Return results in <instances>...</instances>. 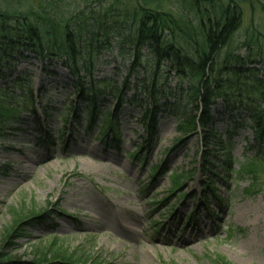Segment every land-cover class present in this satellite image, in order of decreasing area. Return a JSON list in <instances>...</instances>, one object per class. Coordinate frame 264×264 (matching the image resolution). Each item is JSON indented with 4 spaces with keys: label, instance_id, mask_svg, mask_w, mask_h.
<instances>
[{
    "label": "rangeland",
    "instance_id": "1",
    "mask_svg": "<svg viewBox=\"0 0 264 264\" xmlns=\"http://www.w3.org/2000/svg\"><path fill=\"white\" fill-rule=\"evenodd\" d=\"M0 3L24 15L47 14L61 25L76 22L81 10L89 14V6L99 9L111 4L109 0ZM136 3L120 0L117 5L122 8ZM162 5L164 11L187 15L180 3L166 0ZM263 7L264 0L241 4L238 29L215 58L220 65L225 60L227 67L241 71L244 79L250 69L264 73ZM101 32L99 37L83 33L74 41L79 54L85 59L91 55L95 63L93 74L82 73L81 81L89 82L92 76L94 81H110L105 88L109 102L102 103L101 111L114 110L118 140L100 137L99 120L86 125V111H80L85 103L74 89L79 79L62 60L42 62L25 53L27 59L18 64L25 72L24 85L36 98L35 107L42 100L54 110L48 111L46 120L39 110L23 112L21 124L0 141V252L29 262L38 249L44 250L56 239L51 250L73 253L75 259L87 258L70 264H218L213 261L216 256L228 264H264V168L250 158L256 143L246 110L237 104L227 107L222 99L211 106L216 130L224 137L225 131L234 128L229 116L238 123L245 119L247 125L232 138L230 163L221 157L223 167L215 168L218 176H201L200 138L191 133L173 142L181 135L177 117L169 112L157 115L156 134L151 142L143 143L147 134L141 111L150 104L146 94L156 87L160 104L168 102L183 109L188 103V78L177 77L166 60L160 65L161 77L149 76L152 63L148 50L142 48L136 61L132 46L123 43L132 34L129 29H113L108 35ZM221 73L228 76V71ZM125 79L126 101L117 106L109 90ZM133 94L141 103L128 100ZM72 108L77 121L72 118ZM186 109L194 112L193 104L188 103ZM62 116H68V122L64 123ZM41 120L45 124H40ZM137 148H142L138 156L134 155ZM248 164L257 169L241 171ZM154 166L159 169L152 173ZM180 172L186 173L182 186L171 192L172 175ZM170 208L175 211L169 212ZM44 210L49 216L23 221L25 238L13 236L12 231L5 233L6 228L13 230L18 225L13 223L17 217L21 216L22 222L29 212ZM54 261L66 263L59 258Z\"/></svg>",
    "mask_w": 264,
    "mask_h": 264
},
{
    "label": "trees",
    "instance_id": "2",
    "mask_svg": "<svg viewBox=\"0 0 264 264\" xmlns=\"http://www.w3.org/2000/svg\"><path fill=\"white\" fill-rule=\"evenodd\" d=\"M109 1L110 5L98 7L99 9L89 6L88 13H93L90 16L84 13V10L79 11L81 16L76 22H65L63 25L54 22L53 17L47 14L29 12L24 15L9 10L6 5L0 3V141H5L15 125L21 124L23 112L34 113V110H39L46 120L50 117L48 111L54 110L46 106L47 104H42V100H38V106L35 107L34 93L24 85L25 72L18 69V64L22 59H27V53H32L42 62L62 60L63 66L79 79L74 83V89L77 98L85 103L80 111H86V116L83 118L86 125H95L99 120L97 129L101 132L100 137L104 139L110 137L112 141L118 140V129L115 125L117 116L114 110L101 111L102 103L108 100L105 88L109 86L110 81H94L93 76L88 78L89 82L81 81L82 73L93 74L95 63L91 55L85 59L79 54L74 39L82 36L83 33L90 34V37H99L100 31L108 35L113 29L119 32L129 29L132 34L129 40L125 39L123 43L132 46L135 60L140 59L141 55L138 52L146 48L151 55L150 63H152L149 76L158 74L161 77L160 65L166 60L169 63V70L171 69L177 77L188 78L190 83L188 103H192L194 109V112L186 109L188 103L183 109L179 105H168V102L160 104V94L156 87L150 90L146 94L150 104L141 111L143 128L147 134L143 143L147 144L153 140L156 134L157 115L169 112L170 115L177 117V132L181 135V138L173 142H180L191 133L199 136L200 152L198 153L201 162L198 171L201 175L211 173L218 176L216 166L223 167L220 158L223 157L225 163H230L232 158L229 146L232 145V138L240 127L247 125L245 119H241L238 123L229 116L228 120L234 123V128L225 131V137L216 130V121L210 113L211 106L218 99H222L227 107L232 105L234 108L237 104L246 110L256 143V152L250 158L254 162H259L261 168H264V73L260 75L253 73L254 69H250L246 71L250 74L247 73L244 79L241 71L227 67L225 60L220 65L215 59L238 29L242 13L241 4L248 2L251 5L257 0H170L180 3L187 10L186 17L172 11H164L162 4L166 0H135L137 2L135 5L122 8L117 5L120 0ZM261 57L264 59V55ZM239 60L238 58L237 61ZM223 70L228 71L227 77L222 76ZM126 81L127 79L119 87L113 86L109 90L110 98L117 101V106L126 101L124 96L127 89ZM101 86L103 90L99 89ZM144 89H148V86ZM16 90H20L19 94ZM128 100L141 103V98L134 94ZM72 109L74 114L76 109ZM68 118L62 116L61 120L66 123ZM72 118L75 121L79 120L75 114ZM39 122L45 124L44 120ZM141 149L137 148L134 155L138 156ZM151 169L152 173H155L159 168L154 166ZM253 169L257 167H253L252 164L241 167V171L244 172ZM228 171H232V168L229 167ZM189 173L188 175L192 176L193 172ZM184 174L186 173L180 172L172 175L171 192L182 186ZM210 186L211 183L208 187ZM167 197L162 200H166ZM174 211L172 208L169 210V212ZM47 213V210L29 212L30 215H25L22 222H20L22 217H17L18 219L13 222L18 224L16 228L14 227L13 230L11 227L6 228L5 233L12 231L13 236L25 238L26 222L23 221L26 219L33 221L34 218L39 220L49 216ZM189 216L193 217V214ZM55 243L56 239L44 250L38 249L33 260L29 262L15 260L0 252V264H54V260L58 258L64 260L65 264H70L69 262L74 260H87L84 257L72 258L73 253L68 254L64 250L62 252L59 249L51 250ZM213 261L218 264H228L221 256H216Z\"/></svg>",
    "mask_w": 264,
    "mask_h": 264
}]
</instances>
